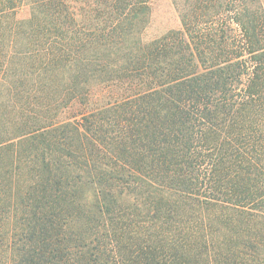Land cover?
Masks as SVG:
<instances>
[{
    "label": "trees",
    "instance_id": "16d2710c",
    "mask_svg": "<svg viewBox=\"0 0 264 264\" xmlns=\"http://www.w3.org/2000/svg\"><path fill=\"white\" fill-rule=\"evenodd\" d=\"M0 0V264H264V0Z\"/></svg>",
    "mask_w": 264,
    "mask_h": 264
},
{
    "label": "rangeland",
    "instance_id": "374dc122",
    "mask_svg": "<svg viewBox=\"0 0 264 264\" xmlns=\"http://www.w3.org/2000/svg\"><path fill=\"white\" fill-rule=\"evenodd\" d=\"M181 27L179 16L171 0H155L149 28L145 32V38L152 40L170 29Z\"/></svg>",
    "mask_w": 264,
    "mask_h": 264
}]
</instances>
